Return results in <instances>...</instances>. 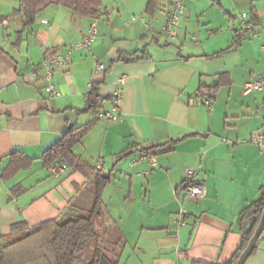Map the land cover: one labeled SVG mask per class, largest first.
Segmentation results:
<instances>
[{"label":"crops","instance_id":"1","mask_svg":"<svg viewBox=\"0 0 264 264\" xmlns=\"http://www.w3.org/2000/svg\"><path fill=\"white\" fill-rule=\"evenodd\" d=\"M149 1L103 0L96 20L54 4L24 30L14 14L19 0H0V235L22 221L33 227L77 215L75 204L100 172L111 177L103 202L126 240L120 264H224L240 247V213L264 186V155L248 142L263 124L264 89L243 93L247 82L264 80V0H185L175 40L163 30L172 0ZM242 12L255 27L229 49L240 37ZM93 21L96 41L56 69L62 94L48 100L47 83L34 71L48 50L66 53L81 41ZM120 54L143 58L124 63ZM222 76L229 84L212 99L199 92ZM122 77L120 117L98 120L73 150L94 175L67 165L53 174L44 153L69 130L97 119L80 112L91 86L100 85L107 99L102 110L111 111ZM145 146H157L149 154L154 164L140 159ZM188 168L205 185L200 200L185 197ZM258 253L253 263L264 264Z\"/></svg>","mask_w":264,"mask_h":264},{"label":"trees","instance_id":"2","mask_svg":"<svg viewBox=\"0 0 264 264\" xmlns=\"http://www.w3.org/2000/svg\"><path fill=\"white\" fill-rule=\"evenodd\" d=\"M153 0L149 1V4ZM21 6L14 11L23 19L24 30L31 28L41 12L51 5H61L72 10L76 15L96 20L102 14L103 0H19ZM242 38L238 37L229 48L240 46ZM228 49V50H229ZM58 53L48 50V55ZM143 57L136 54H120L117 61L134 63ZM229 84V77L222 76L214 86L202 84L199 92L208 93L212 99L222 85ZM87 106L81 110L98 116L107 99L101 96L100 85H93L87 95ZM112 100V99H111ZM99 119L86 125L69 130L56 144L43 155L45 167L50 169L56 164H65L72 171L81 172L87 177L96 171L81 157L75 155L74 148L80 144ZM157 146H145L140 149L141 157ZM134 154L129 153V155ZM108 174L96 173L90 191L91 206L87 216L74 219L58 218L29 227L26 222H19L11 233L0 235V264H120L126 240L112 221L110 213L103 202V193L110 183ZM264 211V186L257 201L248 204L240 213L238 226L242 237L241 245L232 258L224 264H237L241 254L252 239ZM91 249V253H86ZM257 252V247L251 257ZM250 257V258H251ZM249 258V259H250ZM194 264H210L195 262ZM219 264V263H216Z\"/></svg>","mask_w":264,"mask_h":264},{"label":"built area","instance_id":"3","mask_svg":"<svg viewBox=\"0 0 264 264\" xmlns=\"http://www.w3.org/2000/svg\"><path fill=\"white\" fill-rule=\"evenodd\" d=\"M173 6L172 10L168 14V18L166 24L163 28L164 32L170 39H178L182 34L181 23L186 16V4L185 0H172ZM239 28L237 30L238 35L240 38H247L250 36V33L255 27L253 20L250 18L249 13L242 12L239 17ZM44 23H48L44 20ZM98 30H97V23L93 21L91 24L87 34L83 37L81 41L72 45L66 53H56L53 55H47L40 66L36 68L34 71V77L36 79H42L47 84L45 87V91L47 93L48 100L59 97L62 92L60 88L54 82L55 71L58 68H64L72 63V54L79 50H90L92 45L97 39ZM192 41L197 42V38L192 36ZM98 70H104L105 66L103 64H97ZM89 80H92V77H89ZM126 84V79L122 77L118 81V86L113 92L112 96V105L113 109L111 111L102 110L98 113L97 118L99 120L106 119V120H116L120 117V102L124 94V87ZM93 86V85H92ZM91 86V87H92ZM264 89V80L261 76L256 77L254 80L247 82L243 86V93L249 94L256 90H263ZM88 100V98H87ZM203 104L206 106H211L212 100L211 99H204ZM248 142L250 144L255 145L259 148V150L264 155V119L263 124L260 128L254 131L249 139ZM141 160H150L154 164L153 156H149V154L143 155ZM101 167L98 166L97 169L99 170ZM66 169L65 164H56L50 167V170L53 174L57 175L60 172ZM185 188L186 193L185 197L193 200H200L205 197L206 189L205 185L199 178V173L197 170L188 168L185 174ZM185 223V218L182 215L180 218V224Z\"/></svg>","mask_w":264,"mask_h":264},{"label":"rangeland","instance_id":"4","mask_svg":"<svg viewBox=\"0 0 264 264\" xmlns=\"http://www.w3.org/2000/svg\"><path fill=\"white\" fill-rule=\"evenodd\" d=\"M89 198H92L91 191L89 189L83 190V193L79 199L80 201H78L75 204V206L78 208V215L79 216H87L88 215V209L90 208L91 203L88 205L86 203L88 202ZM76 217H77L76 215H70L68 218L74 219ZM258 250H259V251H257V252H259L258 254H261L262 252H264V233H263L262 238L260 240ZM90 253H91V249L86 253V255H89ZM255 258H257L256 255H253L249 259L247 264H254L253 262L256 260Z\"/></svg>","mask_w":264,"mask_h":264},{"label":"water","instance_id":"5","mask_svg":"<svg viewBox=\"0 0 264 264\" xmlns=\"http://www.w3.org/2000/svg\"><path fill=\"white\" fill-rule=\"evenodd\" d=\"M263 233H264V211H263L261 220H260V222L256 228V231H255L252 239L250 240L249 244L247 245V247L245 248V250L241 254L237 264H245L248 261V259L252 255L253 251L257 247V244H258L261 236L263 235Z\"/></svg>","mask_w":264,"mask_h":264}]
</instances>
